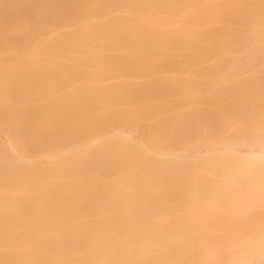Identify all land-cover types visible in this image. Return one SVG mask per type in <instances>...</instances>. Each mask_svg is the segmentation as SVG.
I'll use <instances>...</instances> for the list:
<instances>
[{
    "label": "bare ground",
    "instance_id": "obj_1",
    "mask_svg": "<svg viewBox=\"0 0 264 264\" xmlns=\"http://www.w3.org/2000/svg\"><path fill=\"white\" fill-rule=\"evenodd\" d=\"M0 264H264V0H0Z\"/></svg>",
    "mask_w": 264,
    "mask_h": 264
},
{
    "label": "rangeland",
    "instance_id": "obj_2",
    "mask_svg": "<svg viewBox=\"0 0 264 264\" xmlns=\"http://www.w3.org/2000/svg\"><path fill=\"white\" fill-rule=\"evenodd\" d=\"M77 27V26H76Z\"/></svg>",
    "mask_w": 264,
    "mask_h": 264
}]
</instances>
